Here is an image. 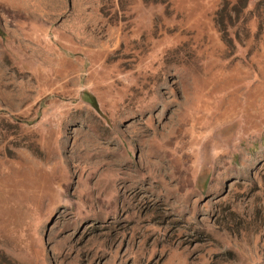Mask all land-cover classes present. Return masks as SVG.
<instances>
[{
    "label": "rangeland",
    "instance_id": "obj_1",
    "mask_svg": "<svg viewBox=\"0 0 264 264\" xmlns=\"http://www.w3.org/2000/svg\"><path fill=\"white\" fill-rule=\"evenodd\" d=\"M0 0V264H264V0Z\"/></svg>",
    "mask_w": 264,
    "mask_h": 264
},
{
    "label": "trees",
    "instance_id": "obj_2",
    "mask_svg": "<svg viewBox=\"0 0 264 264\" xmlns=\"http://www.w3.org/2000/svg\"><path fill=\"white\" fill-rule=\"evenodd\" d=\"M244 3H245V0H242V3H241L240 8L238 10H241V11L243 10L242 7L244 6Z\"/></svg>",
    "mask_w": 264,
    "mask_h": 264
}]
</instances>
